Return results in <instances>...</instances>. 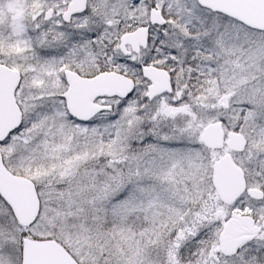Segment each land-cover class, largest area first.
Segmentation results:
<instances>
[{"label":"snow or ice","instance_id":"1","mask_svg":"<svg viewBox=\"0 0 264 264\" xmlns=\"http://www.w3.org/2000/svg\"><path fill=\"white\" fill-rule=\"evenodd\" d=\"M0 264H264V0H0Z\"/></svg>","mask_w":264,"mask_h":264}]
</instances>
